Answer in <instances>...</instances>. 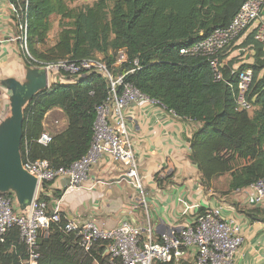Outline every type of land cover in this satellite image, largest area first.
<instances>
[{"label":"trees","instance_id":"obj_1","mask_svg":"<svg viewBox=\"0 0 264 264\" xmlns=\"http://www.w3.org/2000/svg\"><path fill=\"white\" fill-rule=\"evenodd\" d=\"M79 0H8L16 10L12 16L15 36L27 23V47L40 61L57 63L70 59H101L108 65L116 62L124 50L129 63L116 70L150 100L159 103L176 117L196 125L189 139L190 161L201 175L209 192L220 179L227 187L219 195L229 200L232 193L264 181V45L248 37L232 52L249 48L251 65L236 68L231 53L221 58L223 80L217 81L210 63L202 58L183 57L180 52L228 27L245 0H113L112 8L95 3L83 9L70 8ZM60 18L56 43L49 47L51 17ZM21 47L23 41H19ZM245 53V52H244ZM23 54V53H22ZM244 55V54H243ZM138 68H134V62ZM29 65V63H27ZM31 66V65H29ZM252 70L253 82L245 99L252 114L239 109L237 87L239 74ZM108 83L98 74H90L75 84H52L37 95L24 114L21 153L23 162L46 160L54 169L70 168L89 151L94 137L97 109L108 97ZM60 109L67 120L66 128L52 136V143H38L47 115ZM173 174L154 176L159 189L172 186ZM49 186V185H48ZM45 189L60 200L63 191ZM13 200L12 196H7ZM250 223H264V206L242 209ZM210 211L201 207L193 215L199 219ZM15 212L16 209H15ZM64 213L58 224L38 240V264H107L105 248L96 246L87 254L74 234L65 232ZM20 231L13 227L0 242V264H25L28 260Z\"/></svg>","mask_w":264,"mask_h":264},{"label":"built area","instance_id":"obj_2","mask_svg":"<svg viewBox=\"0 0 264 264\" xmlns=\"http://www.w3.org/2000/svg\"><path fill=\"white\" fill-rule=\"evenodd\" d=\"M13 11L16 14L14 7ZM19 30V37H15L13 41H23L21 49L24 59L30 67L47 73L50 87L52 84H75L87 75L98 74L107 81L109 89L106 101L97 109L91 147L81 160L70 168L57 170L46 160L31 161L28 153L26 154L24 169L38 179L37 194L27 216L15 212L14 199L0 196V242H4L13 227H17L27 249L28 260L25 264H38V240L41 234L48 233L52 225L60 222L62 214L60 200L47 202L41 198H52L46 191V186L67 181L72 188H79L88 181L92 169L108 159L122 168L124 179L138 194L139 206L147 207L144 179L130 138L127 112L132 106L159 103L150 100L126 81L127 75L133 74L135 70L116 74L118 68L129 63V57L124 50L117 53L113 65H108L101 59L79 62L65 59L57 63H47L35 59L29 52L27 23L22 24ZM250 36L264 45V0H245L228 27L215 30L209 38L181 50L180 54L183 57L206 59L215 79L221 81L225 63L221 58L231 53L234 48L240 47ZM244 52L239 51L241 54ZM138 66V62H134V68ZM50 79L53 80L52 83ZM252 82V70L239 74L237 103L242 111L252 110L245 99ZM38 143L46 147L52 143V136L43 133ZM251 189L253 195L247 198V203L254 207L264 206V181H259ZM207 209L210 211L205 216L186 222L185 225L160 236H155L150 221L144 225L139 221H124L114 229L104 230L92 220L77 218L67 220L64 230L76 235L87 254L96 246L105 248L107 264H235L245 242L242 228L233 219L226 218L221 207Z\"/></svg>","mask_w":264,"mask_h":264},{"label":"crops","instance_id":"obj_3","mask_svg":"<svg viewBox=\"0 0 264 264\" xmlns=\"http://www.w3.org/2000/svg\"><path fill=\"white\" fill-rule=\"evenodd\" d=\"M13 15L8 0H0V76L21 80L23 54L13 41L16 37ZM127 124L144 179L147 207L139 206L138 194L124 179L122 168L104 159L92 169L83 186L72 188L67 181L51 186V190L63 191L60 209L66 219H89L104 230L114 229L124 221H139L143 225L150 221L155 236H160L194 220L193 215L201 207H221L226 218L240 225L245 240L235 264H264V223H250L229 203L234 201L244 210L252 208L247 203L252 189L232 193L228 200L219 195L223 181L220 179L215 184L216 190L206 191L197 167L189 159V139L196 125L156 103L130 107ZM44 126L46 129L45 123ZM159 172L173 174V185L159 189L154 179ZM77 191L86 192V197L76 195L78 204L73 199L66 203L67 196ZM113 215L115 220L111 219Z\"/></svg>","mask_w":264,"mask_h":264},{"label":"water","instance_id":"obj_4","mask_svg":"<svg viewBox=\"0 0 264 264\" xmlns=\"http://www.w3.org/2000/svg\"><path fill=\"white\" fill-rule=\"evenodd\" d=\"M21 67V80L0 76V87L6 89L9 101L8 111L0 117V196H12L18 213L27 216L37 194L38 179L23 165L24 114L33 99L50 86L47 73L30 67L23 56Z\"/></svg>","mask_w":264,"mask_h":264},{"label":"rangeland","instance_id":"obj_5","mask_svg":"<svg viewBox=\"0 0 264 264\" xmlns=\"http://www.w3.org/2000/svg\"><path fill=\"white\" fill-rule=\"evenodd\" d=\"M102 2L106 8L110 9L113 6L114 1L113 0H79L76 2H72L69 4L70 8H79L83 9L86 6H92L95 3ZM51 23H52V30L49 34V39H48V46L51 47L56 43L57 37L59 35V23H60V18L57 16L51 17ZM245 53L241 54L239 53V50L235 51L234 53L231 54L230 59H236V68H240L243 65H251L254 63L253 59H248L251 55H253L252 52H250L249 48L244 49ZM99 58H103L102 56H98ZM229 59V60H230ZM264 75V72L261 74V76ZM53 80L50 79V83H52ZM6 89H3L0 87V117L5 115V112L8 111V105L9 101L6 98ZM53 112V113H51ZM49 115H47L46 120H45V125H46V133L49 135H54L56 133H59L63 131L66 126H67V120L62 111L58 108L54 109L51 111ZM250 115L252 114V110L249 112ZM227 187V179H224L223 181L220 182V188L224 189ZM76 195L80 197H86V192L84 191H77V192H72L69 194L66 198V203H69L72 199L75 201L76 204L79 203V199L75 198ZM83 206V205H82ZM14 207L16 211L18 212L17 205L14 204ZM85 207V205H84ZM70 216V215H69ZM71 219H74L72 216H70ZM116 216H112L111 219L115 220ZM143 222V219H142Z\"/></svg>","mask_w":264,"mask_h":264}]
</instances>
